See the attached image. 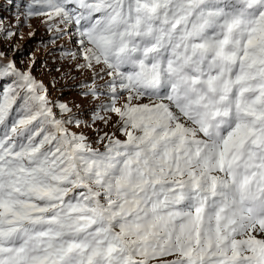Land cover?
<instances>
[{"label": "snow or ice", "instance_id": "6c2138e0", "mask_svg": "<svg viewBox=\"0 0 264 264\" xmlns=\"http://www.w3.org/2000/svg\"><path fill=\"white\" fill-rule=\"evenodd\" d=\"M12 5L94 106L0 51V264H264V0Z\"/></svg>", "mask_w": 264, "mask_h": 264}, {"label": "rangeland", "instance_id": "374dc122", "mask_svg": "<svg viewBox=\"0 0 264 264\" xmlns=\"http://www.w3.org/2000/svg\"><path fill=\"white\" fill-rule=\"evenodd\" d=\"M28 2L30 0H15V3L20 5ZM0 5L3 6L0 7V16L4 18L0 23V51L7 52L9 56L15 55L18 65L21 64L22 57H24V67H27L31 60H35L33 74L50 89L51 98H61V102L79 105L80 108H74V111L87 112L93 107V103L88 98L77 95L82 89L74 87L91 73L87 70H76L75 61L70 57L62 56L59 51H53L62 46L74 50V45L69 43L70 37L64 36L55 44L48 43L52 33L46 30L42 23L43 18L25 19V8L12 5V0H0ZM6 32H15L17 35L6 37L4 35ZM30 33H35V35L30 37ZM20 47L23 48V52L16 53L15 49ZM98 126L103 129L101 135L105 131H110V128L105 127L102 123Z\"/></svg>", "mask_w": 264, "mask_h": 264}]
</instances>
